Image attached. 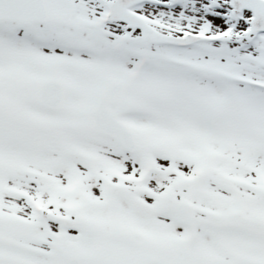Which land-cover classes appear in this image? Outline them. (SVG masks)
<instances>
[{
  "label": "snow or ice",
  "instance_id": "obj_1",
  "mask_svg": "<svg viewBox=\"0 0 264 264\" xmlns=\"http://www.w3.org/2000/svg\"><path fill=\"white\" fill-rule=\"evenodd\" d=\"M0 264H264V0H0Z\"/></svg>",
  "mask_w": 264,
  "mask_h": 264
}]
</instances>
